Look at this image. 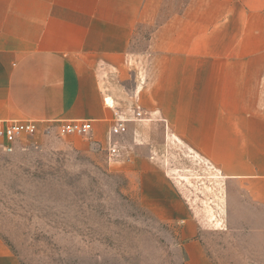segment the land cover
<instances>
[{"label":"crops","instance_id":"crops-1","mask_svg":"<svg viewBox=\"0 0 264 264\" xmlns=\"http://www.w3.org/2000/svg\"><path fill=\"white\" fill-rule=\"evenodd\" d=\"M4 121L37 123L42 141L91 121L68 141L104 151L140 206L181 228L183 264H264V0H0ZM174 145L227 182L215 233L176 181ZM0 264H21L1 236Z\"/></svg>","mask_w":264,"mask_h":264},{"label":"rangeland","instance_id":"rangeland-1","mask_svg":"<svg viewBox=\"0 0 264 264\" xmlns=\"http://www.w3.org/2000/svg\"><path fill=\"white\" fill-rule=\"evenodd\" d=\"M56 131L49 141L23 136L12 153L0 151V236L20 263L183 264L181 228L143 209L104 151L68 141L87 136ZM171 150L176 181L215 233L227 217L226 180L182 145Z\"/></svg>","mask_w":264,"mask_h":264},{"label":"built area","instance_id":"built-area-1","mask_svg":"<svg viewBox=\"0 0 264 264\" xmlns=\"http://www.w3.org/2000/svg\"><path fill=\"white\" fill-rule=\"evenodd\" d=\"M141 113L137 112L136 117H140ZM127 119L118 115L117 124L112 128V134L121 135L126 133ZM57 131L61 135L72 136H88L93 131V123L91 121H66L60 123ZM38 133V124L33 121H4L0 122V139L6 141L4 151L12 153L14 145L23 136H35ZM111 155L117 156L118 151L115 148L110 150Z\"/></svg>","mask_w":264,"mask_h":264}]
</instances>
